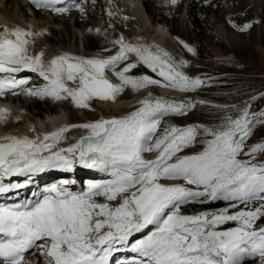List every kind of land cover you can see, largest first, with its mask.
Returning <instances> with one entry per match:
<instances>
[{
  "label": "snow or ice",
  "instance_id": "snow-or-ice-1",
  "mask_svg": "<svg viewBox=\"0 0 264 264\" xmlns=\"http://www.w3.org/2000/svg\"><path fill=\"white\" fill-rule=\"evenodd\" d=\"M64 2L31 0L36 9L60 14L73 6H57ZM36 35L20 27L0 30V96L23 93L70 100L77 108L89 109L91 101H115L126 88L162 86L191 92L205 83L180 70L186 61L177 62L158 46L153 51L127 43L123 37L113 42L118 49L108 57L61 54L45 62L43 52L29 54L35 42L30 38ZM130 55L135 59L130 61ZM139 65H146L163 83L148 75H130ZM22 71L37 73L46 83L27 87V79L18 78ZM195 106L149 93L122 116L64 125L42 138H0V195L26 188L33 175L49 169L72 171L77 159L111 177L89 182L81 192L72 191L65 180L40 195L33 193L34 199L11 206L0 203V264H26L25 254L36 252L46 264H110L112 254L122 249L136 254L130 264H243L249 257L264 264V226L257 227L264 218V160L257 159L264 156V142L247 144L253 129L264 124V112L231 106L212 127L168 125L160 130L166 115H186ZM9 115L7 108H0V122ZM73 128L86 134L58 148ZM198 137L202 148L185 153ZM150 152L155 158H145ZM16 176L27 179L5 182ZM216 201L227 206L182 211L188 204ZM230 223L234 226L224 227ZM137 233H143L142 238L134 239Z\"/></svg>",
  "mask_w": 264,
  "mask_h": 264
},
{
  "label": "bare ground",
  "instance_id": "bare-ground-1",
  "mask_svg": "<svg viewBox=\"0 0 264 264\" xmlns=\"http://www.w3.org/2000/svg\"><path fill=\"white\" fill-rule=\"evenodd\" d=\"M104 1L106 0H88L87 4L83 8V11L71 12L69 14L71 17H69L68 14L53 15L50 12L42 10L34 12V15H41L42 17H45L46 20L44 19V32L47 33V31H49V33H51V40L55 42L54 52L53 50L44 52L45 62L57 56L56 53H58V55H77L75 51L66 52L58 48L60 44H64L65 46L62 48L71 49L73 37L76 34L75 27H80L81 32H83L84 36L88 39L87 47L94 51L90 52L88 50L90 53H87L85 58L108 57L113 55L112 53L109 55H104L103 52H100V50L109 46V43L113 44V42L118 40L120 37H123L125 42L128 43V41L122 33H119V31L116 34L111 33L112 35L108 32L103 33L101 31L102 28L106 30L116 29L114 24L108 18V14L111 12L112 19L117 18L120 21L121 26L128 25L130 28H134V32L131 29L128 30V35L131 37L139 35L140 40H142V43L139 42L140 45L150 46L152 47L153 51H155L158 46L160 50L166 52L169 51V54L177 62L186 61L187 63L181 68L184 70V73H189V67L191 64L189 60L193 61V64L196 67H194V71L196 72L189 74L193 75V78L198 77L200 74H204L205 77L203 80L205 83L196 90L206 94L202 98L198 96H192L193 99H190L191 94L181 92L170 87H162L158 89L147 87L144 92H141L142 96H138L140 91H134L131 88H128L122 94H120L115 101H101L99 99L93 100L94 107L99 109V111H101L100 113L96 112L95 110L89 111V109L82 108L81 116L76 113L74 117L70 118L68 121L59 118V123H56L57 128L64 125L93 122L101 118L107 119L111 117L122 116L128 112H131L130 109L136 107L138 102L146 97L149 93L157 98L163 97L165 99L176 101L183 100L187 101L188 103H195L196 101H199L197 107L192 111V113H190L189 117H187V120H184V115L172 116V114L168 116L166 115L162 119L161 123L163 121H169L176 126L185 127L194 125L200 120H208L211 122V119L213 118H217L219 120V118L224 115L223 109L227 108L230 110L231 106L227 105L226 103H213L209 97L210 95H214L216 97L220 95L235 97L239 94L258 89L264 85V78H259L261 71H264V66L260 67L257 63L254 64V62H251L253 60H261V62L264 63V50L260 49L261 45L264 46V4H262L264 0H261V3H253L250 0H191L188 5V13L190 18L193 17L194 25L192 28L187 25V35L185 34L186 32L183 33L180 31L181 26L185 25V22L180 17L181 12L185 7L184 4H172L171 0H108L111 5L109 4L108 9H105ZM223 1L228 3V7L224 5ZM140 3H143L142 5L146 11H148L150 20L152 21V27L147 26L146 19H144L140 11V9H143V6H140ZM258 6L260 11L256 10ZM14 7H19L20 11L25 12V15H28L27 5L22 3L20 0H0V30H3L4 27H20L28 31L29 27L34 28L30 22L23 23L20 21L21 18L17 16V13L14 12ZM89 7L94 9L89 11ZM115 12H117V14H115ZM227 13L231 14V18L227 17ZM212 18L215 20L213 21ZM221 22H226V26L231 30L236 29L238 37L232 35L231 33H225L221 27L219 30V23ZM204 25H209L211 30L205 29ZM246 25H251V27L245 28ZM213 30L219 34L214 33ZM207 32H210V34H207ZM171 35L178 38V41L187 53L185 57L176 51L173 48V45L167 46L166 44L168 41L166 44H164V40H166L167 37ZM203 38L208 41L209 46H221L226 52L222 56H217L215 53L210 58L202 56L199 52V49H197L196 43L198 40ZM225 38L228 39L229 43L225 41ZM34 41L35 42L29 47L30 55H37L41 53L38 51L39 41L35 39ZM170 42L171 41H169V43ZM139 44H137V42H133V45ZM185 45L188 47H185ZM188 48H192L193 51H188ZM202 49L205 50L206 47ZM134 59V55H130V61ZM121 67H123V65H121ZM129 74L134 76L148 75L154 79L161 80L163 83V79L157 76L156 73H153L146 65H139L137 68L132 69L131 73ZM107 75L111 80L116 78L113 73H107ZM35 79H38V76H36L34 80ZM38 84L39 82H35V85H33L34 88H38ZM227 85L232 86L234 89L228 91L226 87ZM227 91L229 94L226 93ZM20 97L21 95L13 98L7 97L6 99L11 103L18 98L20 99ZM25 99L27 98L25 97ZM51 102L52 103H50V105L53 106L57 103L56 100ZM59 103V107L64 108L65 110L75 107L70 100H60ZM233 106L242 107L244 104L237 102ZM53 109H47L48 114L55 112L56 115H48L49 120L58 119L57 112L55 109ZM42 110L43 109L38 105H30L27 111H29L31 114V119L37 117L40 120ZM9 112L10 115L16 120L14 123L18 124H14V126L9 129V132H6V129L0 130V138L9 134L30 137L40 136L42 138L44 133L51 130V127L48 129V125H46V128L44 129L38 128L37 125H23L20 122L21 118L19 116L14 115V113L10 110ZM42 119L41 121H43ZM54 121L52 120V122ZM17 126L18 128L16 129ZM165 127L166 126H160V130H163ZM32 128H34L36 131H30ZM73 129L77 130L76 136L64 139L61 141L62 145H72L76 143L82 135L86 134V130L84 129ZM199 145L200 146L198 149H188L185 151V153L192 154L199 151L202 148V144L200 143ZM88 177L90 176H87L86 178ZM166 183L179 182L166 181ZM100 200L102 201V199ZM215 204L216 203L199 206L194 205L195 213L209 210L211 207L215 206ZM182 211L191 214V211L187 210L186 208H183Z\"/></svg>",
  "mask_w": 264,
  "mask_h": 264
},
{
  "label": "rangeland",
  "instance_id": "rangeland-1",
  "mask_svg": "<svg viewBox=\"0 0 264 264\" xmlns=\"http://www.w3.org/2000/svg\"><path fill=\"white\" fill-rule=\"evenodd\" d=\"M190 1L191 0H177V3H175V4H184V6H185L183 8L182 12H181V15H180L181 19L185 22V25L181 26L180 31L183 32V33L186 32L185 33L186 35L188 33V31H187L188 28L187 27L190 26V28H192L193 25H194L193 24V17L190 18L189 17V13H188V11H189L188 10V5H189ZM250 1L253 2V3H255V2L257 3V2H260L261 0H250ZM104 2H105L104 3L105 9H108L109 4L111 5V3H109L108 0H106ZM223 3H224L225 6L228 7V3L226 1H223ZM142 4L143 3H140V6H143ZM262 4H264V2H262ZM17 6H19V5H17ZM14 9H15L14 12L18 14L17 16H19L21 18L20 21H22L23 23L30 22L33 25L34 28H30L29 27V31L39 34V35H36L34 37L35 40L39 41L38 42L39 43L38 51L44 53V52L53 50V52H54L55 42L53 40H51V38H50L51 33H49V31H47V33L44 32V27H45L44 19H45V17H42L41 15H34V13L30 12V11H28V15H25V12L20 11L19 7H14ZM88 9H89V11H92V9H94V8L89 7ZM256 10L260 11L259 6H258V8H256ZM140 11H141V14L144 17V19H146L147 26L148 27L149 26L152 27V21L150 20L149 13H148V11H146L144 6H143V9H140ZM140 11H139V13H140ZM109 13H111V12H109ZM115 14H117V12H115ZM69 17H71V15H69ZM227 17L231 18V14L227 13ZM108 18L114 24L116 29H108V30H106V29L102 28L103 30L101 29V31L103 33L104 32H108L109 34H111V33L112 34H116L119 31V33H122L126 37V40L128 41V43H131V44H133V42L134 43L137 42V44H139V42L142 43V40H140L139 35L134 36V37H131V36L128 35V30L131 29L134 32L135 31L134 28L132 29L128 25L127 26L126 25L121 26L120 25V21L117 18L112 19V13L108 14ZM212 20L214 21L215 19L212 18ZM219 24H220L219 25V30H220V27H221L224 30L225 33H231L232 35L238 37L237 36V30L236 29H232L231 30L230 28H228L226 26V22H221ZM204 28L207 29V30H211L209 25H204ZM75 30H76V34L73 37L71 49L62 48V47L65 46L64 44H62V45L60 44L61 47L59 46L58 48L66 51V52L75 51L77 53L76 56H78V57H85V55L87 53L94 52L93 50H90L87 47L88 39L84 36L83 32H81L80 27H75ZM231 31H233V32H231ZM214 33L219 34L216 31H214ZM207 34H210V32H207ZM55 37H57V36H55ZM40 41H42V42H40ZM169 41H171V42L169 43ZM225 41H227L229 43L227 38H225ZM164 42H165L164 44H166V42H167V44H166L167 46L173 45V48L176 51H178L182 56L185 57L187 55L185 49L182 47V45L180 44V42L178 41V38L176 36H172V35L168 36L167 39L164 40ZM109 44H108L109 46L104 47L103 49L100 50V52H103L104 55H109L111 53L115 54V52L118 49V45L114 46V44H111V43H109ZM196 46H197V49H199V52L201 53V55L204 56V57H207V58H210L212 55H214V53H215V55L217 54V56H219V55L222 56L226 52L221 46H216V47L209 46L208 45V41L205 40L204 38L201 39V40H198L197 43H196ZM204 47H206L205 50L202 49ZM106 49H109V50L106 51ZM260 49L264 50V46L261 45ZM167 53H169V51ZM56 55H58V53H56ZM189 62L191 63L190 67H189V70H190L189 73H195L196 71H194V69L196 67L193 64V61L189 60ZM251 62L252 63L254 62V64L257 63L258 66H260V67L264 66V63H262L261 60L260 61L259 60H253ZM192 67H193V69H192ZM180 70L182 72H184V70H182V69H180ZM232 72H234V71H232ZM189 73L185 72L186 75H188L189 77L191 76V78H193V75H191ZM261 73L259 74V78L263 79L264 78V71L263 72L261 71ZM204 77H205L204 74H200V75H198V77H195V78H200V79L203 80ZM112 81L113 82H118L117 78H114ZM149 87L153 88V89L162 88V86H159V87L158 86H149ZM226 87H227L228 91L234 89L230 85H227ZM163 88H165V87H163ZM126 89H128V88H126ZM146 89H147V87L139 90L140 93H139L138 96H142L141 92H144ZM228 91L226 93L229 94ZM195 92H196V94H195ZM185 93L191 94V98L190 99H193L192 96H198V97L202 98L206 94L204 92H199L197 90H194V91H191V92H185ZM227 96H225V95L221 96L220 95V96L216 97L214 95H210L209 97H210L211 101H213V103H215V104H217V103L218 104L219 103H226L227 105L233 106L237 102L238 103L241 102V104L247 105L252 113L259 114L261 112H264V85H262L258 89H254L252 91H248L246 93L239 94V95H237L235 97L234 96L233 97L232 96H228L229 97L228 98ZM21 97H23V98H21ZM21 97H20V99L18 98L17 100L12 101L11 103L9 102L8 103V108H9V110L11 112L14 113V115L19 116L21 118L20 122L23 125H30L31 124V125H37L38 128H41L44 125V123H45L43 121H40L39 118H37V117L31 119V114L29 113V111H27L30 105H33V106L38 105L40 108L43 109L41 118H46V113L45 112L47 111V109L52 110L53 108L57 112V118L64 119L65 121H68L70 118L74 117V115L76 113H78L80 116L82 115V108L73 107V108L65 110L64 108L59 107L60 106L59 105L60 103H58L59 101H57V103L54 106L50 105V103H52L51 101H53V99L49 98V97L48 98L47 97L46 98L29 97V96H26L25 94H21ZM25 97L27 99H25ZM45 99H47V100H45ZM187 99H188V97H187ZM49 100H51V101H49ZM185 102H187V101H185ZM198 103H199V101H196L195 102L196 106L194 108H192V109L187 111V114L184 115V120H187V117H189L190 113H192V111L197 107ZM90 104H91V107L89 108V111L90 110L91 111L95 110L98 113L101 112V111H99V109H96L94 107L93 101H91ZM136 107L131 108L130 111H134ZM169 115H172V114H169ZM174 115H178V114H173L172 116H174ZM262 119H264V118H262ZM217 120H218L217 118L211 119V122L208 121V120H205V121L200 120V121L196 122L194 125H202V126L212 127L213 125H215V124H217L219 122V120L218 121ZM14 122H16L15 118H13V116L10 115L6 122H0V130L6 129V132H9L10 131L9 129L11 127H13L14 124H18V123H14ZM168 125H175V124H173L172 122H169V121H165V122L163 121L160 124V126H168ZM17 128H18V126L16 127V129ZM73 130L74 129L70 130L69 132H67L65 134L66 138H70V137L72 138V137L76 136V131L77 130H74V131ZM199 140H200V138L198 137L197 143L192 148H189V149H191V150L198 149L199 146H200L199 145L200 144ZM263 140H264V124H259L253 129V133H252L251 137L249 138L247 144L248 145H252V144H255V143H258V142H264ZM186 150H188V149H185V151ZM246 150H247V146L245 148V151ZM155 156H156V153H151V152L150 153H145V158H148V159H153V158H155ZM241 157H242V159H247V157H244V156H241ZM257 159L258 160H264V156H260ZM177 182H179V181H177ZM162 183H166V181H162ZM212 203H216L215 206H213V207H211V209H209V210H213V211L219 210V209L227 206V202H225V201H216V202H212ZM257 204H258V202L253 203L252 207L253 208L256 207ZM194 205L195 206L196 205L199 206V205H204V204H200V203L188 204L184 208H186L187 210L191 211V214H192V213H195ZM243 207L244 206L241 205V208H243ZM236 210H238V209H233V211H236ZM232 226H234V225L230 223L228 225H225L224 227H232ZM259 226H264V218H261L260 220L257 221V227H259ZM243 264H258V260L251 259V258L250 259L245 258Z\"/></svg>",
  "mask_w": 264,
  "mask_h": 264
}]
</instances>
